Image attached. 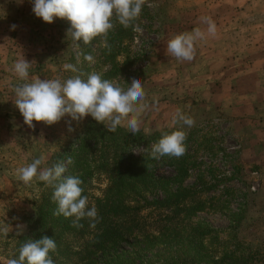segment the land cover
<instances>
[{
  "label": "rangeland",
  "instance_id": "obj_1",
  "mask_svg": "<svg viewBox=\"0 0 264 264\" xmlns=\"http://www.w3.org/2000/svg\"><path fill=\"white\" fill-rule=\"evenodd\" d=\"M206 19L214 22L215 35L208 33ZM113 22L106 41L96 37L85 45L66 34L71 27L66 18L47 23L32 12L30 0H0V225L12 228L6 237L0 235V264L16 256L18 237L31 229L28 218L39 201L53 193L52 187L35 178L25 185L15 170L41 156L45 162L38 171L59 160L67 163L71 156L73 163L65 173L83 181L82 194L91 208L111 182L95 151V145L101 150L103 143H111L105 150L109 166H124L115 154L119 149L128 167H139L136 174L147 170L170 179L162 187L118 181L113 188L120 192L117 204L137 202L147 208L142 214L154 212L153 218L157 214L163 218L175 203L158 208L146 207V202L163 198L166 186L167 192L181 186L189 192L184 201L188 207L178 205L173 224L179 222L186 232L190 227L209 232L203 239L206 254L217 258L225 248L234 250L239 244L252 264H264V0H147L133 22L142 31ZM197 28L204 38L195 42L191 61L167 52L171 37ZM86 54L94 62L84 60ZM21 58L31 62L30 78L66 79L94 71L125 88L133 78L140 79L146 94L141 103L147 105L139 112L140 132L130 133L127 119L108 132L90 115L71 121L72 131L68 116L52 125L33 121L35 127H29L13 102V86L22 83L13 65ZM66 64L78 71L66 70ZM178 109L195 121L190 128L182 122L176 125L187 133L186 156L153 158L152 145L162 131L172 130ZM85 131L98 135V143L90 136L80 138ZM137 136L140 140H132ZM182 159L183 171L174 180V165ZM17 225L22 226L19 235ZM119 245L128 248L125 242Z\"/></svg>",
  "mask_w": 264,
  "mask_h": 264
},
{
  "label": "clouds",
  "instance_id": "obj_2",
  "mask_svg": "<svg viewBox=\"0 0 264 264\" xmlns=\"http://www.w3.org/2000/svg\"><path fill=\"white\" fill-rule=\"evenodd\" d=\"M32 12L44 22L52 23L55 18H66L71 27L66 30L73 41L82 39L85 45L93 38L102 37L107 40L108 34L114 29L113 20H117L125 29L132 28L134 32L142 29L133 22L141 14L147 0H30ZM148 7H156L148 3ZM208 33L215 35V24L206 19ZM15 27V26H13ZM204 38L200 29L192 32L179 33L168 40L167 52L178 60L191 61L195 55V42ZM84 60L94 62L91 54L84 55ZM31 62L25 58L17 59L13 65L14 73L22 83L13 86L15 100L13 101L23 116L24 123L35 127L33 121L52 125L63 117L71 119L69 131H72L71 121L80 122L86 116H91L97 123L103 124L108 132L116 131L127 119L126 127L130 133L140 132L139 112L147 107L141 101L146 94L140 79L133 78L125 88L108 79H103L102 73H80L66 79L30 78ZM66 70L77 72L73 64L64 65ZM86 76V79L83 78ZM192 127L195 123L191 116L184 115L179 109L172 117L171 131H162L159 140L152 145L153 158L169 156L180 158L186 152L187 133L181 124ZM45 162V157L34 159L26 166L15 170L16 178L25 185H30L34 178L53 188L51 199L57 204L53 215H63L65 218L75 217L74 227H82L81 219L88 218L95 226L98 212L95 205L88 208V198L82 195L83 181L78 176H64L67 166L73 163L72 157L57 161L51 167L38 171ZM146 168L148 166L145 164ZM149 171V169H148ZM6 223L0 225V235L7 236L12 230ZM22 226L17 225V234ZM57 250L54 239L43 236L40 239H27L19 248L18 256L6 261V264H55L50 252Z\"/></svg>",
  "mask_w": 264,
  "mask_h": 264
},
{
  "label": "trees",
  "instance_id": "obj_3",
  "mask_svg": "<svg viewBox=\"0 0 264 264\" xmlns=\"http://www.w3.org/2000/svg\"><path fill=\"white\" fill-rule=\"evenodd\" d=\"M89 136L85 131L80 138H89L93 143H98V135ZM139 138L141 136L132 140H140ZM80 144L84 143L81 141ZM110 145L111 143L100 144L101 150L95 145V151L100 153L99 167L107 172L111 180L105 195L96 200L98 218L95 226H91L93 223L91 220L84 218L79 222L82 227H74L72 221L75 217L53 215L57 204L52 201L51 196L44 200L42 198L36 206V212L28 218L30 232L18 237L16 256L20 246L27 239H40L46 235L54 239L57 244V250L50 252L55 264H252V257L249 260L239 244L234 250L225 248L216 258L214 253H204L203 239L209 232L203 234L193 227L186 232L183 228H179V222L173 224L171 219L174 214H178V205L188 207L184 201L189 192L181 186H177L171 192H167L166 186L163 188L165 190L163 198L146 202L149 204L146 207L158 208H161V204L175 203L171 213L166 212L163 218L159 217V214L157 218H153L154 212L142 214L147 208L139 206L137 202L134 203L135 206L126 203L117 204L116 199L120 196V192L113 188L118 181L130 179V184L134 181H141L144 184L152 182L162 187V184H168L170 179L149 175L147 170L144 174L142 172L136 174L135 171H138L139 167L137 165L128 167L125 155L119 149H116L115 154L122 157L124 166L121 164L109 166L105 150ZM72 150L76 151L78 147ZM127 156L131 154L128 153ZM184 156L186 155L182 157ZM183 163L184 159L175 163L177 174L173 177L174 180L182 173L183 168L179 166ZM69 175L72 176L71 173H65V176ZM32 220L37 224L34 225ZM169 221L171 224L168 223ZM67 237L72 241L67 242ZM199 237L202 241H197L196 238ZM120 242L128 244V248L121 247Z\"/></svg>",
  "mask_w": 264,
  "mask_h": 264
}]
</instances>
